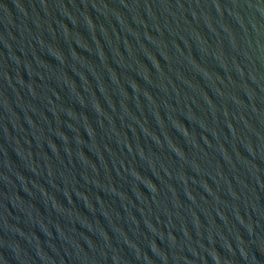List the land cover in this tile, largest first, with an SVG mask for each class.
I'll use <instances>...</instances> for the list:
<instances>
[{
  "label": "water",
  "instance_id": "water-1",
  "mask_svg": "<svg viewBox=\"0 0 264 264\" xmlns=\"http://www.w3.org/2000/svg\"><path fill=\"white\" fill-rule=\"evenodd\" d=\"M0 264H264V0H0Z\"/></svg>",
  "mask_w": 264,
  "mask_h": 264
}]
</instances>
